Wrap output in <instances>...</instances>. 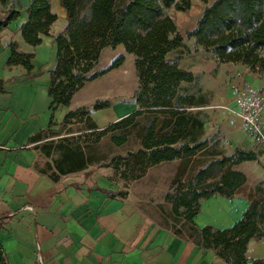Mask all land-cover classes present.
Segmentation results:
<instances>
[{"label": "trees", "instance_id": "obj_1", "mask_svg": "<svg viewBox=\"0 0 264 264\" xmlns=\"http://www.w3.org/2000/svg\"><path fill=\"white\" fill-rule=\"evenodd\" d=\"M205 4L194 30L187 35L195 44L211 52L221 64H242L251 71L264 75V0H199ZM9 0H0L6 5ZM66 10L67 25L53 39L56 46V68L51 72L48 96L53 114L58 107H68L76 93L84 86L118 69L125 61L120 55L109 68L93 72L101 53L106 48L122 46L127 54L135 57L138 89L133 97V113L107 126L103 131L92 121L90 130L98 138L111 134V141L121 146L128 140L127 131L139 120L148 119L141 138V149L124 158L127 168H137L145 173L150 167L181 160L187 162L200 152L208 150L203 140L206 123L194 109L206 104L202 96L182 93L183 84L194 82L191 71L180 67L169 55L184 47L174 20L166 13L172 7L178 11L191 8V0H61ZM28 21L20 33L28 45L42 44L41 36H49L58 16L51 11V0H32L27 8ZM20 9H12L0 22V32L16 21ZM9 67L22 66L30 74L34 68L35 54L19 52L18 43L9 44ZM5 82L0 79V93ZM110 107L109 102H98L95 111ZM90 120V111L84 107L69 111L61 125L72 124L78 117ZM49 129L30 139L39 143L52 131ZM120 131L121 134L115 132ZM56 145L60 156L47 164L41 173L53 181L62 176L86 170L93 161L80 145ZM66 143V144H65ZM53 143L44 145L46 156L51 155ZM212 160L198 171L194 183L167 195L176 217L189 223L197 242L204 248L217 251V255L231 264L249 263L246 251L251 239L264 237V196L252 195L249 210L234 226L217 230L211 226L198 229L194 218L201 212V203L215 195L233 197L246 183V175L236 169L244 162L257 161L261 152L236 148L231 155L222 150H211ZM264 154V151H263ZM260 190V189H259ZM0 264H8L0 246Z\"/></svg>", "mask_w": 264, "mask_h": 264}, {"label": "crops", "instance_id": "obj_2", "mask_svg": "<svg viewBox=\"0 0 264 264\" xmlns=\"http://www.w3.org/2000/svg\"><path fill=\"white\" fill-rule=\"evenodd\" d=\"M32 0L0 3V22L9 11L20 9L19 18L0 32V246L8 264H231L204 248L195 237L181 236L157 224L130 199L112 195L113 186L105 170L89 168L53 181L41 173L36 163V143L29 141L49 129H57L70 106H60L53 114L48 88L56 68L53 39L56 29L66 22L61 0H51V11L58 20L42 44L32 47L23 40L20 28L28 21L27 8ZM21 53L35 54L29 74L22 66H7L11 42ZM215 75L203 74L221 85L219 121L233 149L264 150V112L261 139L245 129L233 109V87L249 85L264 90V75L252 73L242 64H221L215 57ZM208 67L207 62L202 66ZM196 75L194 69H190ZM203 72V71H202ZM218 79V80H216ZM135 106V104H134ZM226 107V108H225ZM119 109V110H118ZM103 111V110H102ZM100 129L128 115L120 106L104 110ZM264 164V154L261 159ZM241 171V170H240ZM264 174V171H262ZM247 182L231 197L215 195L201 203L195 226L217 230L231 228L249 210L253 182ZM249 263L264 261V237L251 239L247 246Z\"/></svg>", "mask_w": 264, "mask_h": 264}, {"label": "rangeland", "instance_id": "obj_3", "mask_svg": "<svg viewBox=\"0 0 264 264\" xmlns=\"http://www.w3.org/2000/svg\"><path fill=\"white\" fill-rule=\"evenodd\" d=\"M204 8L205 4L201 1L191 0L189 10L178 11L172 7L166 13L174 20L178 33L184 39V47L171 53L169 60L177 61L180 67L185 70L194 69L196 73L194 82L183 84L182 93L194 94L197 97L202 96L206 102L204 106L196 108L194 111L199 112L206 123L203 140L207 139L208 141L207 151L198 153L187 162L181 160L166 162L150 167L145 173H141L137 168H127L123 159L128 157L130 153H136L141 149V138L144 128L149 123L148 119H141L130 128L127 131L128 140L121 146L111 141V134L98 138V132L103 131L106 127L104 129L99 128L98 132L89 129L92 121L95 122L93 116L96 121L101 123V117L105 114V109L103 111L93 109L98 102H109L110 107H115V109L116 106H120L121 109L128 112V115L138 109L137 106H134L133 99L138 89L135 57L127 54L124 48L119 46L116 49H104L93 72H100L109 68L120 55L125 57L122 66L93 82L87 83L75 94L71 102V111L81 107L88 109L91 116L90 120L86 116H80L72 124H62L57 129L49 131L45 139L36 143L33 148L38 153L37 169L40 171L46 169L47 164L53 165V161L60 156V152L56 148L58 143L67 140L66 143L80 145L90 160L94 162L87 169L105 170L106 177L113 186L112 195L124 199L130 198L138 208L148 213L160 226L181 236H191L189 223L173 214L172 204L167 200V195L174 194L180 187L186 188L190 183H194V177L198 171L205 168L212 160L219 158L210 155L209 151L222 150L224 154L231 155L235 150L231 147L225 130L219 121V109L222 108L219 100L221 99L220 96L225 94V85H221L211 78L206 80V76H203L206 72L211 76L215 75L216 65L209 62L214 55L196 45L194 39H190L187 35L195 29ZM66 25L67 20L64 26L63 22L60 21L56 29L62 27L64 30ZM206 62L208 67L204 70L202 66ZM250 72L259 73L251 70ZM115 133L121 134L120 131ZM49 143L54 145L51 155L48 157L43 147ZM254 150L261 152L258 160L244 162L238 165L236 169L249 176L250 182H253L254 186L252 195L255 198H260L264 196V174H262L264 164L261 162L264 150L261 147Z\"/></svg>", "mask_w": 264, "mask_h": 264}, {"label": "built area", "instance_id": "obj_4", "mask_svg": "<svg viewBox=\"0 0 264 264\" xmlns=\"http://www.w3.org/2000/svg\"><path fill=\"white\" fill-rule=\"evenodd\" d=\"M233 100V112L243 120L246 131L255 139H261L264 90L249 85L235 86Z\"/></svg>", "mask_w": 264, "mask_h": 264}]
</instances>
